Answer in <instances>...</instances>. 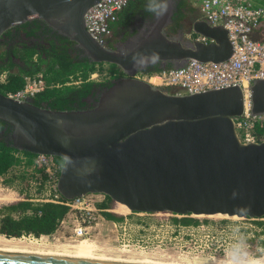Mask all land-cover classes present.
Returning a JSON list of instances; mask_svg holds the SVG:
<instances>
[{
  "label": "water",
  "instance_id": "95a60500",
  "mask_svg": "<svg viewBox=\"0 0 264 264\" xmlns=\"http://www.w3.org/2000/svg\"><path fill=\"white\" fill-rule=\"evenodd\" d=\"M98 1L0 0V37L40 19L92 61L124 72L84 109H53L0 91V119L12 127L11 145L61 158L58 191L67 199L103 194L135 212L264 218V140L241 142L233 120L244 110L242 87L180 94L133 76L149 59L163 69L192 58L225 60L233 53L227 30L197 18L189 32L212 42L170 35L167 11L120 49L101 44L86 28V13ZM250 101L254 114H264V79L253 81ZM0 264L139 263L0 252Z\"/></svg>",
  "mask_w": 264,
  "mask_h": 264
},
{
  "label": "built area",
  "instance_id": "2783aa9c",
  "mask_svg": "<svg viewBox=\"0 0 264 264\" xmlns=\"http://www.w3.org/2000/svg\"><path fill=\"white\" fill-rule=\"evenodd\" d=\"M133 0H100L86 13L85 25L89 33L101 44L107 45L111 34L110 23L117 19L118 12ZM200 4L202 18L212 26L222 25L228 33L233 46L231 56L222 61H200L190 59L184 66L162 69L154 72H137L133 76L143 79L155 86L176 89V93L194 94L208 90L222 89L240 85L245 92L244 110L241 116L234 117V124L238 138L243 143H256L264 140V114H254L251 110L250 86L254 80L264 79V5L252 0H194ZM190 39L210 43L213 39L201 34H190ZM94 74L91 78L94 79ZM7 79V72L0 73V83ZM24 86L16 92L5 94L18 99L26 100L34 97L41 91L53 85L47 84L42 74L26 76ZM78 82L75 79L68 84ZM63 163L51 154H37L33 167L41 168L30 186V199L36 202L50 201L64 203L71 207L68 214L60 221L57 230L50 234L39 236L29 234L28 237L51 243L57 240L56 233L69 228V218L73 217L72 227L67 232L71 242L83 239L91 240L96 233L102 230L109 231V224L114 228L134 231L146 230L145 225H135L125 216L121 221L109 220L93 197L95 194H86L74 199H67L58 191V179ZM42 186L41 191L38 190ZM264 218L237 217L236 221L228 220L217 223V233H263L264 230L257 224ZM151 227V226H149ZM174 232L197 233L204 224L180 223L167 224ZM125 230V231H124ZM255 233V234H254ZM135 235V233H134ZM27 236V235H26Z\"/></svg>",
  "mask_w": 264,
  "mask_h": 264
},
{
  "label": "trees",
  "instance_id": "16d2710c",
  "mask_svg": "<svg viewBox=\"0 0 264 264\" xmlns=\"http://www.w3.org/2000/svg\"><path fill=\"white\" fill-rule=\"evenodd\" d=\"M142 2V0H141ZM186 5L187 0H182ZM136 0L129 2L117 15V19L110 23L113 28L119 21V17L127 12L136 10ZM138 7V6H137ZM122 13H124L122 15ZM186 13L181 12L179 18ZM45 21L33 19L6 30L0 37V73L7 72V79L0 83V91L16 92L23 88L26 76L42 74L47 84L53 85L39 92L30 99L39 106L51 107L58 110L84 109L87 100L84 99L90 94L93 87L105 84L109 87L112 80L124 75L122 69L108 63L106 69L107 76L97 81L91 78V74L103 67L105 63L94 62L88 56H80V49L75 47V41L58 34H51L44 40L49 43H29L27 41L12 40L18 37L20 32L26 35L40 36L38 33H48ZM53 36V37H52ZM109 39V37H108ZM111 45V44H110ZM40 46V48H38ZM8 47V48H6ZM173 64L169 63L168 68ZM163 67L155 66L148 69V72L160 71ZM71 79L80 80V84H68ZM12 127L4 120L0 119V177L7 175L12 169L18 168L19 174L13 173L6 179L7 184H13L19 178L25 182L36 179V174L41 172V168L33 167L37 154L29 151H21L11 145L9 138ZM57 159L62 162L59 157ZM42 186L38 189L41 191ZM108 199H110L107 196ZM101 207H106V201L99 203ZM71 207L64 203L50 201L36 202L27 195L25 199L0 204V233L7 237H21L33 234H50L57 230L60 221L70 212ZM109 220L121 221L123 216L113 212H104ZM184 225L198 224V219L194 217H184L175 219ZM257 224L264 230V221L259 220ZM261 233H256L259 236ZM253 241V240H252ZM263 243V242H262Z\"/></svg>",
  "mask_w": 264,
  "mask_h": 264
},
{
  "label": "rangeland",
  "instance_id": "374dc122",
  "mask_svg": "<svg viewBox=\"0 0 264 264\" xmlns=\"http://www.w3.org/2000/svg\"><path fill=\"white\" fill-rule=\"evenodd\" d=\"M252 1L264 5V0ZM108 67V63H105L102 68L99 67L93 73L95 75L94 79L97 81L103 80L107 76L106 69ZM13 173L19 174L20 170L18 168L12 169L7 175L0 177V204L18 201L19 199L13 200L12 195L15 192L21 193V198H26L27 195H30V182L17 178L13 184L6 183V179L11 177ZM93 197L97 203L106 201V208L111 209L107 211L119 216H126L132 224L143 225L147 223L145 232L144 230L135 232L133 227V230L130 231L131 233L126 230L125 234L121 233L122 229L114 228L110 223L109 231L102 230L91 239L98 244L101 253L119 254L131 258H151L156 259V261L161 259L159 261L165 262H191L194 264H236L235 262L241 263L251 258H264V232L254 237L253 233H247L248 230L243 233H217V223H224L228 220L236 221L232 217L224 215L196 216L173 213L132 212L130 209L119 210L117 213L112 210L113 207H117L115 201L108 199L103 194H95ZM184 217H194L198 219V224H204L205 227L201 228L197 233H186L187 231L172 233L167 224H182L175 219ZM73 219V217L69 218V228L56 233L58 239L51 240L49 246L76 243V241L71 242L67 237L69 236L67 231L72 227ZM0 235L3 234L0 233ZM21 237H26L24 239L27 242L28 240H35L33 238L30 239L28 235ZM45 244L47 245V243Z\"/></svg>",
  "mask_w": 264,
  "mask_h": 264
},
{
  "label": "flooded vegetation",
  "instance_id": "af4514ba",
  "mask_svg": "<svg viewBox=\"0 0 264 264\" xmlns=\"http://www.w3.org/2000/svg\"><path fill=\"white\" fill-rule=\"evenodd\" d=\"M181 1L182 0H142L141 2V0H136V4L138 6H136L137 9L134 11L127 12L129 16L123 15L124 13H122L123 16L119 17L118 23L115 25V27L111 28V34L109 36L107 45L111 44L113 47H117L120 49L132 46L136 42V40H139L143 37L145 31L149 29L150 25L160 19L167 11H169V13L171 12V15L169 24L165 26L166 33L170 35L177 34L180 32L186 33L187 30L189 31L191 29L193 22L191 23V20L189 18L190 16H188L187 12L185 11V5L182 4ZM181 12L186 13V15L180 19L179 16L181 15ZM46 28L49 31V34L42 33L41 31H39L38 33L41 34L40 36H28L25 32H20L18 34V37L12 40V43L15 40H21L27 41L29 43L39 42L49 45V43L45 41L44 38H49V35L55 33L56 36L59 33L53 30L48 25L46 26ZM75 47L79 48L76 44ZM38 48H40V46ZM1 50L4 51L5 48L0 49V51ZM79 54L80 56H85V53L82 49H80ZM169 63L171 62H168V64ZM162 64V62H159L157 60L149 59L140 66H138L140 69H142L138 72H148V69L153 68L155 66L161 67ZM77 81L78 82H74V84H80L81 81ZM106 88L107 85L105 84H100L96 87L94 86L90 94L84 98L87 100L86 106H93L98 100L101 93ZM168 90L170 92L176 91V89Z\"/></svg>",
  "mask_w": 264,
  "mask_h": 264
},
{
  "label": "bare ground",
  "instance_id": "6f19581e",
  "mask_svg": "<svg viewBox=\"0 0 264 264\" xmlns=\"http://www.w3.org/2000/svg\"><path fill=\"white\" fill-rule=\"evenodd\" d=\"M117 203V207H113L112 210L117 212L124 209H129L125 204ZM135 212V211H132ZM223 215V214H216ZM227 216V215H224ZM232 219H237V216H233ZM26 238V237H24ZM23 237H6L0 235V252L14 253V254H33L39 256H58L67 257L71 259L82 260H95V261H114L123 263H139V264H194L187 262H165L151 258H131L121 255H112L108 253H101L98 244L94 240L83 239L73 244L62 243L58 245L43 244L40 240H28ZM31 239V238H30ZM40 241V242H39ZM42 242V243H41ZM236 264H264V258H251L241 263Z\"/></svg>",
  "mask_w": 264,
  "mask_h": 264
},
{
  "label": "crops",
  "instance_id": "0c3cea01",
  "mask_svg": "<svg viewBox=\"0 0 264 264\" xmlns=\"http://www.w3.org/2000/svg\"><path fill=\"white\" fill-rule=\"evenodd\" d=\"M185 11L187 12L188 16H190L189 18L191 20V23L193 22V20H195L197 18H202V12L200 9V4L194 0H187V4L185 5ZM190 34H194V33H191L187 30V32L185 33V37L190 38ZM12 196H13V200L25 199V198H21V193H19V192L13 193ZM10 202H12V201H10Z\"/></svg>",
  "mask_w": 264,
  "mask_h": 264
}]
</instances>
